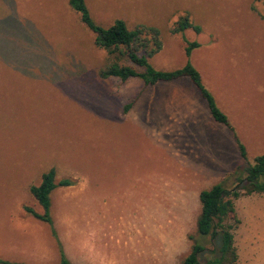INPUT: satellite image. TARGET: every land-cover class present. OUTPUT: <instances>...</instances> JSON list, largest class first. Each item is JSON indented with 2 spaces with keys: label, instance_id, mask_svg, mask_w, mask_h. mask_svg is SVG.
Returning a JSON list of instances; mask_svg holds the SVG:
<instances>
[{
  "label": "rangeland",
  "instance_id": "obj_1",
  "mask_svg": "<svg viewBox=\"0 0 264 264\" xmlns=\"http://www.w3.org/2000/svg\"><path fill=\"white\" fill-rule=\"evenodd\" d=\"M68 1L0 0L4 260H22L40 242L59 243L72 264H179L196 241L207 249L203 264L213 244L196 231L198 194L217 183L232 189L264 155V0H84L104 28L121 20L158 29L162 48L149 59L157 70L185 64L182 36L197 42L190 63L246 160L187 78L153 86L99 78L105 52ZM184 16L199 33L170 32ZM50 168L56 181H74L50 195L57 239L48 225L14 227L24 206L42 213L29 187ZM234 208L236 264H264V195Z\"/></svg>",
  "mask_w": 264,
  "mask_h": 264
},
{
  "label": "trees",
  "instance_id": "obj_2",
  "mask_svg": "<svg viewBox=\"0 0 264 264\" xmlns=\"http://www.w3.org/2000/svg\"><path fill=\"white\" fill-rule=\"evenodd\" d=\"M68 4L80 16L81 22L95 35L94 44L105 52V65L98 71L99 78H116L123 82L138 78L146 86L187 78L204 100L211 118L231 132L241 158L246 160V149L237 138L234 127L217 107L214 97L204 87L199 72L190 63L192 52L200 47L197 42H190L182 36L185 64L172 71L157 70L150 64L149 59L162 48L158 29L141 25L129 29L121 20H116L111 26L104 28L93 21L84 0H69ZM188 29L200 32L199 27L194 26L188 17L184 16L174 23L170 32L183 35ZM126 62L131 66L126 65ZM136 67L143 71L138 72ZM243 174L244 177H236L237 184L230 190L226 189L223 183H217L198 194L200 212L196 220V231L201 238L208 237L213 244V249L208 251L211 257L205 259L203 264H236L237 253L232 232L239 221L235 215L234 201L242 196L264 195V155L256 157L251 164L248 163ZM56 177V170L50 168L42 174L38 185L29 187V194L42 209V213H37L30 207H23L31 217L49 225L55 239L57 235L50 215V195L57 188L74 185L71 179L56 181ZM58 249L60 254L58 264H72L59 243ZM205 252L207 249L203 244L193 241L189 253L179 264H201L200 257ZM0 264L19 263L0 260Z\"/></svg>",
  "mask_w": 264,
  "mask_h": 264
},
{
  "label": "crops",
  "instance_id": "obj_3",
  "mask_svg": "<svg viewBox=\"0 0 264 264\" xmlns=\"http://www.w3.org/2000/svg\"><path fill=\"white\" fill-rule=\"evenodd\" d=\"M23 215L26 216V222L25 223H22L19 221L20 219H23L22 217H20ZM30 218H32V217L27 213H24V214L19 213L18 218H16L17 221H16L14 227L18 228L20 230H26V229L29 230L30 226H32V225L36 228H43L44 226L47 225L46 223L41 222V221L36 220V219L35 220L37 222L32 223ZM9 219H12V218H9ZM50 230H51V228H50ZM26 251L28 252V254L22 255V257L24 259H22V260L18 259L14 263H19V264H58L60 262L59 249L56 250V249H54V247L50 248L46 244H43L40 242L35 244V246H33V247L27 248ZM22 254H24V253H22ZM65 256H66V254H65ZM17 257H18V255H17ZM29 257L32 259H28ZM33 258H36V259L33 260ZM4 259H5V257L0 252V260L8 261V260H4ZM8 262H10V261H8Z\"/></svg>",
  "mask_w": 264,
  "mask_h": 264
}]
</instances>
